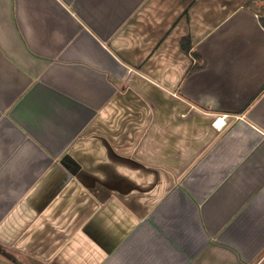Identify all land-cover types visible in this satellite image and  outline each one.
Segmentation results:
<instances>
[{
    "label": "crops",
    "instance_id": "1",
    "mask_svg": "<svg viewBox=\"0 0 264 264\" xmlns=\"http://www.w3.org/2000/svg\"><path fill=\"white\" fill-rule=\"evenodd\" d=\"M264 0H0V264H264Z\"/></svg>",
    "mask_w": 264,
    "mask_h": 264
},
{
    "label": "trees",
    "instance_id": "2",
    "mask_svg": "<svg viewBox=\"0 0 264 264\" xmlns=\"http://www.w3.org/2000/svg\"><path fill=\"white\" fill-rule=\"evenodd\" d=\"M263 20V24H264V19H262Z\"/></svg>",
    "mask_w": 264,
    "mask_h": 264
}]
</instances>
